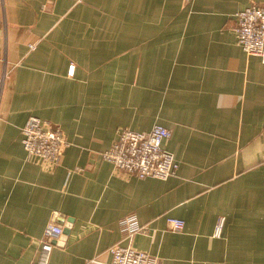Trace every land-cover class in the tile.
<instances>
[{"label": "crops", "instance_id": "1", "mask_svg": "<svg viewBox=\"0 0 264 264\" xmlns=\"http://www.w3.org/2000/svg\"><path fill=\"white\" fill-rule=\"evenodd\" d=\"M251 2L264 0H0V264H35L50 220L67 229L48 264L108 262L130 212L156 264H264V62L235 30ZM31 115L63 130L57 164L26 157ZM156 123L174 175L100 156Z\"/></svg>", "mask_w": 264, "mask_h": 264}, {"label": "built area", "instance_id": "2", "mask_svg": "<svg viewBox=\"0 0 264 264\" xmlns=\"http://www.w3.org/2000/svg\"><path fill=\"white\" fill-rule=\"evenodd\" d=\"M2 2V0H1ZM236 36L239 45L248 55H257L264 62V5H249L236 13ZM30 49L35 43L29 44ZM11 68L5 67L0 71V88L10 74ZM74 65L68 68L72 75ZM21 142L26 157L39 158L51 164L60 161L62 150L67 143L63 130L37 116H29L21 127ZM171 135L170 129L162 124H154L147 131H137L130 128L120 130L117 139L109 148L103 151L104 159L110 161L121 171L133 173L137 177H156L165 179L177 172L178 161L165 143ZM57 215V212H55ZM171 229L181 230L184 220L179 217L167 216ZM224 216L217 220L214 234H220ZM121 240L109 247L111 259L102 262L93 257L87 260L88 264H156L152 256L144 250L132 245L133 235L144 228L135 224V212H130L118 221ZM63 230L61 223L50 220L44 227L38 239V257L35 264H48L56 240Z\"/></svg>", "mask_w": 264, "mask_h": 264}, {"label": "water", "instance_id": "3", "mask_svg": "<svg viewBox=\"0 0 264 264\" xmlns=\"http://www.w3.org/2000/svg\"><path fill=\"white\" fill-rule=\"evenodd\" d=\"M252 4H256V5H264V3H257V2H251L249 5H252ZM249 5H247V6H249ZM247 6H246V7H247ZM100 156H102V155H100ZM66 229H67V228H65V229L62 230L61 235L59 236L58 240L55 241V243H56L57 241H62L61 239H63V235H64V232L66 231Z\"/></svg>", "mask_w": 264, "mask_h": 264}]
</instances>
